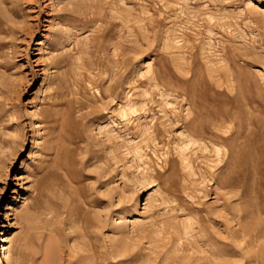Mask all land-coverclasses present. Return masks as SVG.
Wrapping results in <instances>:
<instances>
[{
    "label": "rangeland",
    "instance_id": "1",
    "mask_svg": "<svg viewBox=\"0 0 264 264\" xmlns=\"http://www.w3.org/2000/svg\"><path fill=\"white\" fill-rule=\"evenodd\" d=\"M1 231L12 264H264V0H0Z\"/></svg>",
    "mask_w": 264,
    "mask_h": 264
},
{
    "label": "bare ground",
    "instance_id": "2",
    "mask_svg": "<svg viewBox=\"0 0 264 264\" xmlns=\"http://www.w3.org/2000/svg\"><path fill=\"white\" fill-rule=\"evenodd\" d=\"M81 234H83V233H81ZM82 236H84V234ZM0 238H1L0 239L1 260L0 261H1L2 264H12V262H13V254H12V250H11L12 239L4 231H1V237ZM55 243H57V242H55ZM55 243L50 244L47 247V252H46V254H47V264H57L58 263L59 248H58V245L55 244ZM103 255L104 254H102V256ZM93 257H94V254H92V257L91 256L88 257L89 261H91L90 264H94L93 263L94 261H92Z\"/></svg>",
    "mask_w": 264,
    "mask_h": 264
}]
</instances>
